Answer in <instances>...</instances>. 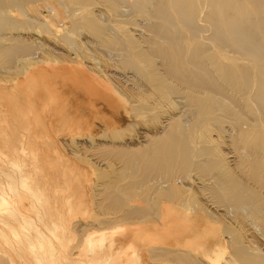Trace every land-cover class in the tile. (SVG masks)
<instances>
[{
  "label": "bare ground",
  "instance_id": "bare-ground-1",
  "mask_svg": "<svg viewBox=\"0 0 264 264\" xmlns=\"http://www.w3.org/2000/svg\"><path fill=\"white\" fill-rule=\"evenodd\" d=\"M0 264H264V0H0Z\"/></svg>",
  "mask_w": 264,
  "mask_h": 264
}]
</instances>
